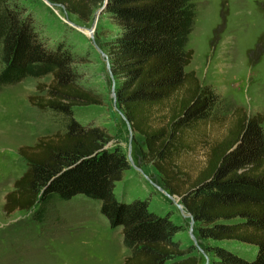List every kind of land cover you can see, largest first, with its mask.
Instances as JSON below:
<instances>
[{"label": "trees", "instance_id": "obj_1", "mask_svg": "<svg viewBox=\"0 0 264 264\" xmlns=\"http://www.w3.org/2000/svg\"><path fill=\"white\" fill-rule=\"evenodd\" d=\"M51 1L88 22L103 0ZM105 11L119 28L108 49L117 104L145 141L143 158L161 173L166 189L181 197L200 238L214 242L215 264H264V114L234 105L224 136L209 142L199 172L192 176L178 164L195 146L216 101L212 87L186 70L193 57L187 43L194 0H107ZM75 58L65 41L48 45L24 7L0 0V89L52 74L49 84H38L46 94L30 101L68 119L64 132L19 147L27 169L5 195V215L36 207L34 217L43 221L58 200L84 194L100 201L112 228L122 227L130 249L122 264H198V256L174 239L182 227L169 210H158L145 196L129 201L116 195L130 163L119 145H106L107 130L74 117V106L103 103L77 82ZM228 240L255 245L256 256L250 260L231 250Z\"/></svg>", "mask_w": 264, "mask_h": 264}, {"label": "rangeland", "instance_id": "obj_2", "mask_svg": "<svg viewBox=\"0 0 264 264\" xmlns=\"http://www.w3.org/2000/svg\"><path fill=\"white\" fill-rule=\"evenodd\" d=\"M10 1L32 14L37 31L48 45L65 41L70 46L76 57L72 67L77 82L102 99V104L74 106V117L107 130L111 139L106 145H119L126 153L130 165L123 180L116 183V195L129 201L145 196L158 210H169L172 220L182 227L174 239L198 256V264H215L214 242L200 238L196 221L193 234L197 240H193L189 212L177 206V202L183 204L181 197L166 189L161 173L152 161L143 158L144 139L137 133L131 135L122 110L114 102L108 49L119 28L105 11L104 0L88 22L46 0ZM194 2L195 24L187 43L193 57L186 70L195 71L202 85L212 87L216 101L213 113L197 133L195 146L178 159L192 176L205 165L209 142L224 136L234 105L243 106L250 115L264 114V0ZM91 27L93 36L88 30ZM52 78V74L27 77L0 89V264H122L130 254L123 244L122 227L110 226L96 199L77 194L58 200L43 221L34 217L36 207L17 210L10 216L3 211L5 195L27 169L19 147L66 130L67 117L51 109L42 110L30 101L31 96L46 94V90H38V84H49ZM224 244L247 259L256 256L255 245L236 240Z\"/></svg>", "mask_w": 264, "mask_h": 264}, {"label": "water", "instance_id": "obj_3", "mask_svg": "<svg viewBox=\"0 0 264 264\" xmlns=\"http://www.w3.org/2000/svg\"><path fill=\"white\" fill-rule=\"evenodd\" d=\"M47 2H49L50 4H54V5H56V6H60L61 4H59V3H51V1H49V0H46ZM106 5H107V0H104V7H106ZM63 6V5H62ZM65 7V6H64ZM69 23L72 25V26H76L77 24L76 23H73V22H71V21H69ZM95 26V25H94ZM93 26V27H94ZM93 27H91V28H88V30H89V34L91 35V36H93L92 35V32H93ZM104 55H106L107 56V54H105L104 53ZM108 66H109V69H110V72H111V75H112V77H113V82H114V87H113V97H114V102H115V104L117 103V96H116V87H115V79H114V75H113V73H112V69H111V65H110V62L108 61ZM122 116H123V118L125 119V121L128 123V126H129V128H130V132H131V135H134V131H133V129H132V127H131V124H130V122H129V120H128V118L125 116V114L122 112ZM158 188H159V190H161V191H164L165 192V194H167V196H169L171 199H172V201H176V199H175V197L173 196V195H171L169 192H166V190L162 187V186H158ZM177 206L180 208V210L181 211H183V212H185V207H184V205L182 204V203H178L177 202ZM188 216H190V218H191V221H190V234H191V237L193 238V240H195V242H196V240H197V238H196V236L193 234V229H194V227H193V224H194V222H195V219H194V217L189 213L188 214Z\"/></svg>", "mask_w": 264, "mask_h": 264}, {"label": "crops", "instance_id": "obj_4", "mask_svg": "<svg viewBox=\"0 0 264 264\" xmlns=\"http://www.w3.org/2000/svg\"><path fill=\"white\" fill-rule=\"evenodd\" d=\"M125 251H127V253L129 254V249H126Z\"/></svg>", "mask_w": 264, "mask_h": 264}]
</instances>
